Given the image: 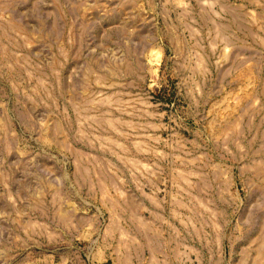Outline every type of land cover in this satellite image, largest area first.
<instances>
[{
	"label": "rangeland",
	"instance_id": "rangeland-1",
	"mask_svg": "<svg viewBox=\"0 0 264 264\" xmlns=\"http://www.w3.org/2000/svg\"><path fill=\"white\" fill-rule=\"evenodd\" d=\"M0 264H264V0H0Z\"/></svg>",
	"mask_w": 264,
	"mask_h": 264
}]
</instances>
